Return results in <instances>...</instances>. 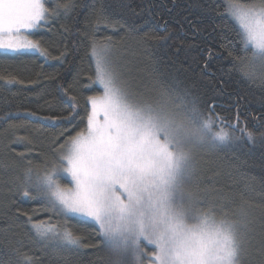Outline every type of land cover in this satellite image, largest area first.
I'll return each mask as SVG.
<instances>
[{
    "label": "snow or ice",
    "instance_id": "6c2138e0",
    "mask_svg": "<svg viewBox=\"0 0 264 264\" xmlns=\"http://www.w3.org/2000/svg\"><path fill=\"white\" fill-rule=\"evenodd\" d=\"M70 7L64 3L50 10L46 0H0V49H30L46 56L41 42L27 33ZM209 10L237 22L244 54L228 50L233 66L227 71L254 82L257 69L264 72V0H226L223 12ZM93 54V83L103 93L87 98L91 110L86 130L63 144L55 141L59 148L53 153L58 155L51 167L47 158L44 167L29 160L12 179L16 192L42 200L43 214L49 215L39 220L40 209H33L32 215L17 210L27 218L31 242L57 254L103 247L107 264H244L253 241L248 206L244 202L234 210L235 194L217 187L214 176L203 175L197 156L203 148L219 150L245 137L252 142L253 134L247 128L235 134L239 116L226 125L232 131H217L225 118L213 115L214 105L206 115L178 81L161 86L155 98L137 97L121 78L110 51ZM17 155L23 159L26 153ZM61 178L69 179L72 187L63 186ZM51 216L63 219L53 224ZM78 217L93 223L99 244H85V237L73 230L69 221ZM148 246L154 249L150 254ZM259 252L264 255V236ZM21 260L37 264L26 253Z\"/></svg>",
    "mask_w": 264,
    "mask_h": 264
},
{
    "label": "trees",
    "instance_id": "16d2710c",
    "mask_svg": "<svg viewBox=\"0 0 264 264\" xmlns=\"http://www.w3.org/2000/svg\"><path fill=\"white\" fill-rule=\"evenodd\" d=\"M64 3L71 7L60 9L49 23L30 32L47 50L46 56L35 51L0 52V264H22L25 253L35 257L37 264H107L103 247L57 254L33 244L27 218L18 216L17 210L32 215L33 209H40L39 220H48L49 215L43 214L42 200L21 196L12 184L27 161L44 167L47 158L51 167L58 155L53 149L86 130L87 98L102 92L93 83L94 49L111 52L121 78L139 97L145 95L147 81L153 96L161 86L178 81L197 98L206 115L214 105L213 115L225 118L217 131L220 127L232 131L226 125L236 123L239 116L235 134L247 128L253 141L245 137L209 156L205 176H214L217 187L235 194L234 210L246 202L253 241L244 264H262L264 85L260 78L264 72L257 69L256 80L249 82L227 71L233 66L227 51L244 53L236 22L209 10L223 12L226 0H46L50 10ZM7 80L14 82L6 84ZM22 152L26 153L23 159L17 155ZM60 182L68 183L64 178ZM58 219L63 218L51 216L53 224ZM69 223L85 237V244H99L91 221L78 217ZM145 251L150 254L154 249L148 246Z\"/></svg>",
    "mask_w": 264,
    "mask_h": 264
},
{
    "label": "rangeland",
    "instance_id": "374dc122",
    "mask_svg": "<svg viewBox=\"0 0 264 264\" xmlns=\"http://www.w3.org/2000/svg\"><path fill=\"white\" fill-rule=\"evenodd\" d=\"M241 3V2H240ZM246 3H248V2H246ZM236 24H237V22H236ZM238 25V24H237ZM30 32L31 31H29L28 33H27V35H28V37L30 38V39H33L32 37H31V35H30ZM34 40V39H33ZM96 52H101V51H99V50H97V49H94ZM94 50H93V53H94ZM22 51H35V50H30V49H25V50H22ZM104 51H108L107 49L106 50H104ZM0 52H8V53H14L13 51H9V50H5V49H0ZM20 52V51H19ZM36 52V51H35ZM93 57H94V64H95V60H96V57L94 56V54H93ZM112 57V60L114 61V63H115V65H116V67H117V62H116V59H115V57L114 56H111ZM140 59V58H139ZM95 67H96V65H95ZM118 68V67H117ZM139 76V75H138ZM137 76V77H138ZM139 79V78H138ZM146 80H148V77H145V81ZM145 84L147 85V87H146V89H147V91L145 92V95H142V97L143 98H146V99H151V98H155L156 96H153L152 94V92L151 91H149V85H150V83L147 81V82H145ZM102 88V87H101ZM130 91H131V89H130ZM102 93H103V88H102V92H101V94H99V95H102ZM158 94V93H157ZM137 97H139L138 95H136ZM90 110H91V106H90ZM74 137V136H73ZM222 149V148H221ZM221 149H219V150H221ZM219 150H212V149H209V148H203V149H201L200 150V152L198 153V156H197V158H198V161H199V169H200V172L203 174V175H206V173H207V171H206V167L205 166H208V163H209V156H212L213 154H216V153H218V151ZM201 161H202V163L204 164V165H201ZM225 168L226 167H223L222 168V172L225 170ZM217 173V170H215V172H214V174H216ZM64 179H67V178H64ZM67 182L68 183H65V184H62L61 182V184L63 185V186H67V187H72V185H71V183H70V181H69V179H67ZM145 264H147L146 262H145Z\"/></svg>",
    "mask_w": 264,
    "mask_h": 264
}]
</instances>
